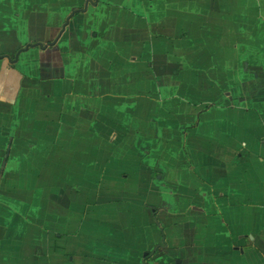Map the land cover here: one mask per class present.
Instances as JSON below:
<instances>
[{
	"label": "crops",
	"instance_id": "0c3cea01",
	"mask_svg": "<svg viewBox=\"0 0 264 264\" xmlns=\"http://www.w3.org/2000/svg\"><path fill=\"white\" fill-rule=\"evenodd\" d=\"M0 264H264V0H0Z\"/></svg>",
	"mask_w": 264,
	"mask_h": 264
},
{
	"label": "trees",
	"instance_id": "16d2710c",
	"mask_svg": "<svg viewBox=\"0 0 264 264\" xmlns=\"http://www.w3.org/2000/svg\"><path fill=\"white\" fill-rule=\"evenodd\" d=\"M22 52V50L19 51V53ZM18 56V55H17ZM17 56L15 57V59H17Z\"/></svg>",
	"mask_w": 264,
	"mask_h": 264
}]
</instances>
